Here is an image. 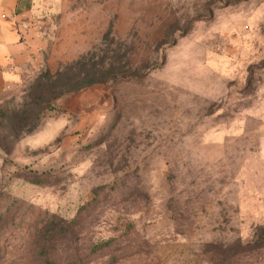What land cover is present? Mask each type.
Segmentation results:
<instances>
[{
    "label": "rangeland",
    "instance_id": "374dc122",
    "mask_svg": "<svg viewBox=\"0 0 264 264\" xmlns=\"http://www.w3.org/2000/svg\"><path fill=\"white\" fill-rule=\"evenodd\" d=\"M36 4L0 88V264H264V0ZM88 53L109 79L61 93Z\"/></svg>",
    "mask_w": 264,
    "mask_h": 264
},
{
    "label": "crops",
    "instance_id": "0c3cea01",
    "mask_svg": "<svg viewBox=\"0 0 264 264\" xmlns=\"http://www.w3.org/2000/svg\"><path fill=\"white\" fill-rule=\"evenodd\" d=\"M36 0H0V88L20 80L18 61L24 57L26 36L22 20L38 10Z\"/></svg>",
    "mask_w": 264,
    "mask_h": 264
},
{
    "label": "trees",
    "instance_id": "16d2710c",
    "mask_svg": "<svg viewBox=\"0 0 264 264\" xmlns=\"http://www.w3.org/2000/svg\"><path fill=\"white\" fill-rule=\"evenodd\" d=\"M71 67H78L77 70V76L73 79H69L68 83H65L61 85V93L62 92H73L78 91L88 85H91L93 83L97 82H105L109 79V77L112 74L111 68L105 69L104 64L98 67L96 69L97 65L93 61V55L91 53L84 54L78 61L72 62V64H69ZM88 66L91 67V70L89 71ZM101 67V68H100ZM134 74V73H133ZM141 74V72L139 73ZM63 72L60 71L57 79H63ZM108 241L102 242L100 244H97L94 246L92 253L102 251L104 247L107 245ZM39 255L41 259L43 260L44 264H56V258L57 255L55 254L54 248H52L49 244H44L42 246V249L39 251ZM103 264H111L110 259H107L102 262ZM101 263V264H102ZM71 264H76V261L71 262Z\"/></svg>",
    "mask_w": 264,
    "mask_h": 264
}]
</instances>
